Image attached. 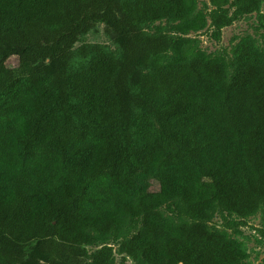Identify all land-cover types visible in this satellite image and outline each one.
Listing matches in <instances>:
<instances>
[{
  "label": "trees",
  "instance_id": "trees-1",
  "mask_svg": "<svg viewBox=\"0 0 264 264\" xmlns=\"http://www.w3.org/2000/svg\"><path fill=\"white\" fill-rule=\"evenodd\" d=\"M263 2L0 0V264H247L208 223L264 211V50L188 35Z\"/></svg>",
  "mask_w": 264,
  "mask_h": 264
},
{
  "label": "rangeland",
  "instance_id": "rangeland-1",
  "mask_svg": "<svg viewBox=\"0 0 264 264\" xmlns=\"http://www.w3.org/2000/svg\"><path fill=\"white\" fill-rule=\"evenodd\" d=\"M197 6L199 10L206 14H210L213 10L209 4V0H197ZM229 10L230 12L232 11V9ZM158 25L164 26L166 28L165 32L170 34L168 25L165 22L149 24L144 30L153 33ZM212 31L213 28L208 21V26L204 30L198 33H190L188 37L194 40L195 46L199 50L210 56L222 55L227 61L231 60V50L233 47L238 43L239 39L245 35H250L256 41V44L264 50V2L261 4L258 13L242 16L230 26L223 28L219 40L212 37ZM81 43L99 44L103 49L110 52H115L117 48L116 44L109 41L104 36L102 27L100 26L81 37L74 47H77ZM16 63V60L11 59L7 62V65L12 68L16 66ZM72 63L74 68H78L82 62L79 59H75ZM156 188L157 186L154 184L153 189L156 190ZM237 220L238 219L233 215L218 212L208 223V226L218 230H226L245 251L247 255L245 262L247 264H264V238L258 233L259 231H264V211L261 210L254 216L246 218L245 226L228 229V224L237 222ZM97 247L98 245L87 246L86 250L87 252H92ZM112 247L114 251L117 248L116 246ZM114 257V264H119L120 256L115 254ZM126 264H134V262L127 258Z\"/></svg>",
  "mask_w": 264,
  "mask_h": 264
}]
</instances>
